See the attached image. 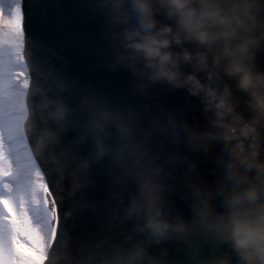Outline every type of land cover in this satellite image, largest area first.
<instances>
[{
	"label": "water",
	"instance_id": "obj_1",
	"mask_svg": "<svg viewBox=\"0 0 264 264\" xmlns=\"http://www.w3.org/2000/svg\"><path fill=\"white\" fill-rule=\"evenodd\" d=\"M101 5L102 0H24L32 80V94L28 98L29 108L32 104V125L27 131L35 160L48 187H52V199L55 195L56 215L58 204L61 212L62 236L55 234L45 264H121L119 257L127 255L136 243L143 244L158 264H200L205 257L224 253L236 259L226 230L197 234L189 248L175 239L153 243L147 239L146 231L136 230L137 218H129L127 210L130 197L136 193L135 184L124 173L123 166L113 162L111 154L97 155L89 124L91 114H98L99 110L120 111L129 118H137L144 128L149 127L150 118L171 114L180 121L206 128L212 113H205L201 97L189 95L183 87L173 89L164 82L144 81L145 89L139 90L131 70L118 60L124 52L122 26L109 23ZM131 15V26H136L135 13ZM253 15L252 35L259 39V46L253 49L254 58L249 63L254 71L264 72V0H256ZM157 18L160 23L156 28L169 24L176 31L174 22L164 16L162 9ZM181 41L169 51H204L195 42L184 41L182 35ZM208 63L212 64L211 56ZM194 66V60L182 63L180 70L185 74L195 72L202 84L208 83L205 73ZM218 75L210 82L211 87L218 91L227 88L236 111L247 120V94L237 90L235 78L224 74L223 62ZM109 132L115 136L114 129ZM259 132L264 146V129ZM161 139L152 136L153 152ZM211 143L214 150L207 154L194 151L183 142L175 147L165 144L166 154L179 153L183 157L172 173L176 179L168 181L174 187L165 193L166 205L170 206L165 211L172 216L178 212L186 217L192 215L189 201L182 198L185 172L219 191L215 182L220 172L211 158L227 149L217 141ZM193 161L197 162L194 169ZM223 199V194L214 197L221 211ZM260 199L264 201V192ZM143 264H149L148 260Z\"/></svg>",
	"mask_w": 264,
	"mask_h": 264
},
{
	"label": "clouds",
	"instance_id": "obj_2",
	"mask_svg": "<svg viewBox=\"0 0 264 264\" xmlns=\"http://www.w3.org/2000/svg\"><path fill=\"white\" fill-rule=\"evenodd\" d=\"M255 4L256 0H102L109 23L122 26L124 52L118 60L131 70L137 88L143 91L144 81L164 82L173 89L183 87L189 95L201 97L205 113H212L206 128L171 114L150 118L148 128L120 111L99 110L89 120L97 155L111 154L113 162L122 165L135 184L127 213L129 218H137L136 230L146 231L148 240L160 243L175 239L191 248L197 234L226 230L236 259L224 253L205 257L200 264H264V201L260 199L264 192V146L259 132L264 129V72L254 71L249 63L254 58L253 49L259 46V39L252 35ZM161 9L174 22L176 31L169 24L156 28ZM132 13L136 26H131ZM181 35L204 51H169L173 44H181ZM193 60L195 70L204 72L208 83L202 84L195 72H181L180 65ZM221 62L224 74L235 78L237 90L247 94V120L236 111L227 88L218 91L210 85L213 77L219 78ZM152 136L162 138L155 145L156 152L152 151ZM212 141L227 149L211 158L220 172L215 182L219 191L185 172L182 198L189 201L192 215L178 212L172 216L165 211L170 207L165 193L174 187L168 181L176 179L172 173L183 157L166 154L165 144L175 147L183 142L207 154L214 150ZM161 159L163 163H157ZM196 166L193 161L191 168ZM220 194L224 196L223 211L214 203ZM119 259L121 264H143L145 259L158 264L141 243L132 245Z\"/></svg>",
	"mask_w": 264,
	"mask_h": 264
},
{
	"label": "bare ground",
	"instance_id": "obj_3",
	"mask_svg": "<svg viewBox=\"0 0 264 264\" xmlns=\"http://www.w3.org/2000/svg\"><path fill=\"white\" fill-rule=\"evenodd\" d=\"M14 8L11 15H6L0 11V188L5 193L11 191L10 186L3 181L6 175L18 173L20 167L26 169V178L14 197L12 195L0 196V201H9L12 198L17 204L18 214L10 225L16 244L17 264H38L43 259L40 251H38L42 247L35 248L32 244V233L28 232V228H32L33 222L31 217H27L26 212H24L26 205L32 207V200L28 196L29 192L32 191L30 189L32 186V147L27 149L30 140L27 128L32 125V104L30 108L28 104L29 95L32 94V80L25 15L23 17L24 22L22 21L23 28L21 22V33L16 37L19 40V45L12 43L6 34L15 25ZM10 55L14 56L12 62ZM25 78L28 80L29 89L27 90L29 92L28 96L23 97L21 96L23 93L22 85ZM14 102L16 105L13 104ZM15 117H18L21 125L15 124ZM30 132L32 134V131ZM10 141L15 142L14 147L18 153V158L23 160V164L17 168H13L9 161ZM6 163H9L10 166L5 165ZM4 211L3 204H0V219H4L0 223L7 226L6 215L2 213ZM54 218L57 224L56 212L53 213ZM22 229L27 230V235H24Z\"/></svg>",
	"mask_w": 264,
	"mask_h": 264
},
{
	"label": "snow or ice",
	"instance_id": "obj_4",
	"mask_svg": "<svg viewBox=\"0 0 264 264\" xmlns=\"http://www.w3.org/2000/svg\"><path fill=\"white\" fill-rule=\"evenodd\" d=\"M24 0H0V11L4 12L6 15H11L12 13V9L14 7H19L20 9V13L21 16L24 17L25 13H24ZM24 22V20H23ZM23 22H22V28H23ZM15 142L14 141H10V151H9V161L11 163V166L13 168H17L20 165L23 164V160L21 158H18V153L14 147ZM26 169L20 167L19 168V172L18 173H11L5 176V180L3 181V183H6L7 185L10 186L11 191L9 193H5V191L0 188V196H4V195H12L14 197V195L19 191L20 187L24 184V180L26 178ZM49 191H52V187H49ZM53 200H55V195H53ZM0 204H3L4 208H6L9 212V214H13V208L11 207L10 203L8 200H2L0 201ZM27 207V211H28V216L31 217V220L34 224H40L41 225V231H43V229L45 227H47V225L44 223V213L43 210L40 209H35L32 208L31 206L26 205ZM15 218V216L13 215V219ZM61 219V212H60V206L59 204L57 205V232H56V236H62V230H61V226L59 223V220ZM22 231L24 232V235H27V230L26 229H22ZM2 234V233H0ZM55 243V241H54ZM21 247H23V245H21Z\"/></svg>",
	"mask_w": 264,
	"mask_h": 264
},
{
	"label": "rangeland",
	"instance_id": "obj_5",
	"mask_svg": "<svg viewBox=\"0 0 264 264\" xmlns=\"http://www.w3.org/2000/svg\"><path fill=\"white\" fill-rule=\"evenodd\" d=\"M16 8V10H15ZM14 8V13H15V25L13 27V29H11L10 31H8L6 34L8 36V38H10V41L12 43L18 44L19 45V40H17V36H19V34L21 33L20 30V23H21V14L19 13V7H15ZM14 56L10 55V61H14ZM10 64V63H9ZM28 87V80L25 78L23 85H22V95L23 97L26 96V89ZM17 93V92H16ZM14 105H16V102L13 103ZM25 104V103H24ZM15 124L16 125H21L18 117H15L14 119ZM1 165V164H0ZM5 165L10 166V164L6 163ZM4 165V166H5ZM45 186V183L43 181V177L42 174L40 172V170L35 166V163L32 159V186L30 187V189H32V191L29 192L28 196L29 198L32 200V204L38 205V201L40 202V199L43 200L44 202V207H45V211L47 213L48 218H50L51 220H53V212H52V203H51V198L46 196L45 193L41 194V190L42 188ZM30 206V205H28ZM26 209V215L28 216V211H27V207ZM38 209V208H36ZM51 216V217H50ZM46 220H44V223L47 225V227H45L43 229V231H41V225L40 224H32V228H28V232L30 231L32 233V244L35 246H40L43 249L45 248V241L48 239L47 237H49L50 234V226L45 222ZM30 229V230H29Z\"/></svg>",
	"mask_w": 264,
	"mask_h": 264
}]
</instances>
